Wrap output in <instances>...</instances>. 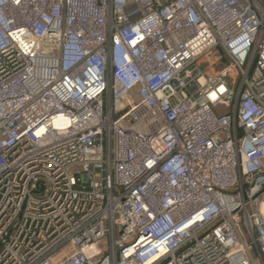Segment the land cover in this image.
Wrapping results in <instances>:
<instances>
[{"label": "built area", "instance_id": "built-area-1", "mask_svg": "<svg viewBox=\"0 0 264 264\" xmlns=\"http://www.w3.org/2000/svg\"><path fill=\"white\" fill-rule=\"evenodd\" d=\"M0 264H264V0H0Z\"/></svg>", "mask_w": 264, "mask_h": 264}, {"label": "rangeland", "instance_id": "rangeland-1", "mask_svg": "<svg viewBox=\"0 0 264 264\" xmlns=\"http://www.w3.org/2000/svg\"><path fill=\"white\" fill-rule=\"evenodd\" d=\"M221 56L217 51H211L203 56L199 65L202 67V70L206 73L217 72L222 68Z\"/></svg>", "mask_w": 264, "mask_h": 264}]
</instances>
